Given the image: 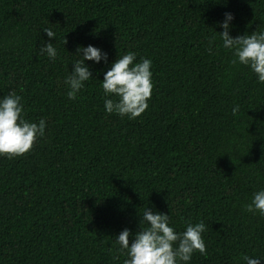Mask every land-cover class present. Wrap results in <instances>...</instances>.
Masks as SVG:
<instances>
[{"label":"trees","instance_id":"16d2710c","mask_svg":"<svg viewBox=\"0 0 264 264\" xmlns=\"http://www.w3.org/2000/svg\"><path fill=\"white\" fill-rule=\"evenodd\" d=\"M226 13L232 38L264 32V0H0V99L15 92L24 119L46 122L31 151L0 157V264H124L116 239L128 229L131 246L146 208L178 233L205 224L206 254L186 264H264V216L244 207L264 190V82L232 64ZM89 45L107 61H85L92 77L70 100ZM129 52L151 60L135 119L107 113L117 98L102 89Z\"/></svg>","mask_w":264,"mask_h":264},{"label":"clouds","instance_id":"9594fccd","mask_svg":"<svg viewBox=\"0 0 264 264\" xmlns=\"http://www.w3.org/2000/svg\"><path fill=\"white\" fill-rule=\"evenodd\" d=\"M234 19L231 13L225 14V21L220 25L223 31L219 33L225 49L232 50V64L237 63L250 67L259 82H264V32H253L232 38L229 35V22ZM49 39H54L56 33L51 28L42 30ZM66 44V39L63 40ZM211 52V48L209 49ZM50 59H56L57 50L52 43H47L39 49ZM83 53L82 59L73 64V70L64 83L70 89L67 96L75 100L77 93L84 88V82L92 77L85 61L99 63L107 61V54L99 48L87 46L77 48V54ZM136 54L129 52L116 59L110 70L104 74L102 89L105 96L117 99H105L104 108L109 114H117L129 119L139 117L148 108L147 101L151 98L152 72L151 60L141 59L138 63ZM24 105L21 96L10 92L0 99V157L9 159L23 156L31 151L38 136L44 135L46 122L41 119L32 123L23 118ZM238 108H233V114ZM248 212H259L264 216V190L253 194L251 203L244 206ZM143 225V226H141ZM140 230L135 234L131 246L128 229H124L116 239L121 250H126L128 256L124 264H178L190 261L194 252L206 254V245L202 238L205 224L201 221L193 224L186 222L185 231L178 233L169 226V215L153 212L146 208L139 224ZM246 264H259L258 258L243 257Z\"/></svg>","mask_w":264,"mask_h":264}]
</instances>
